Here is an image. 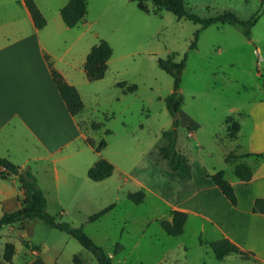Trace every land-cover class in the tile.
<instances>
[{
  "label": "rangeland",
  "instance_id": "rangeland-1",
  "mask_svg": "<svg viewBox=\"0 0 264 264\" xmlns=\"http://www.w3.org/2000/svg\"><path fill=\"white\" fill-rule=\"evenodd\" d=\"M60 1L35 0V3L50 18L53 10L57 12ZM260 2L185 0L187 7L199 16L229 10L243 20L258 9ZM86 3L84 18L92 22L97 38L111 46L112 55L102 79L88 81L82 75L77 89L84 108L76 118L80 124L86 122L83 129L96 143L105 141L106 146L98 154L114 170L108 178L96 183L94 189L89 188L90 196L77 205L65 206L64 212H60L50 202L47 211L73 226L82 225L86 235L104 249L114 264H249L236 255L215 259L208 243L217 240L220 234L199 215H188L180 235H168L161 222H171L173 211L152 196L144 197L138 204L129 200L126 195L140 188L126 174L145 153L164 166L160 151L165 144L162 133L172 127L164 97L172 91V77L158 66L157 60L176 53L175 61L187 54L179 88L183 100L182 114L178 116V147L189 160L200 158L210 170H222L228 181L237 180L232 162L224 158L229 151L236 150L235 144L246 143L252 121L245 114L255 101L264 99V14L252 27L248 39L230 25L213 24L201 29L199 24L178 19L167 11L146 14L131 0H86ZM147 4L152 7L151 2ZM196 31H199L196 47L191 49ZM58 40L59 37L54 43ZM120 81L135 84L137 89L124 95L116 86ZM186 117L196 122V128L186 126ZM230 118L240 125L236 141L228 136L225 126ZM91 121L102 127L92 129ZM106 129L108 133L103 132ZM190 132L193 136L188 135ZM28 146L26 142L11 143L14 161H23ZM86 146L81 147L92 152ZM90 154L94 156L93 152ZM246 161L250 167L257 165L255 158ZM49 164L41 161L35 167L45 173ZM110 205L113 208L98 219L88 220L90 215ZM6 243L14 245L11 262L2 260ZM32 247L43 250L47 264H97L74 238L40 219L0 229L1 264L30 263L35 259ZM74 257L79 263L73 261Z\"/></svg>",
  "mask_w": 264,
  "mask_h": 264
},
{
  "label": "crops",
  "instance_id": "crops-1",
  "mask_svg": "<svg viewBox=\"0 0 264 264\" xmlns=\"http://www.w3.org/2000/svg\"><path fill=\"white\" fill-rule=\"evenodd\" d=\"M67 1L56 5L57 12L53 10L51 19L38 7L46 25L37 29L23 0H0V148L3 150L0 157L20 167L29 166L45 196L46 210L52 202L60 212H64L63 207L77 205L88 198L89 188L94 189L96 183L102 181H91L87 177V170L100 155L85 143L87 137L91 138L83 129L86 122L80 124L79 119L70 114L51 74L54 69L77 89L82 75L85 76V57L99 40L92 30V22L86 18L71 28L63 23L59 11ZM58 37V42L54 43ZM181 114L179 109L178 116ZM245 117L251 119L252 130L246 143L235 144L236 150L231 152L238 155L264 153V99L255 101ZM184 123L187 127L197 126L188 117ZM188 135L193 136V133ZM236 140L237 137L233 141ZM13 141L29 144L23 161L12 158ZM82 145H87L94 156ZM176 149L182 153L177 140ZM185 157L190 165L189 177L154 163L146 153L126 176L140 188L144 197L152 196L187 217L199 215L218 230L217 240L228 238L241 249L251 251L257 264H264V215L251 211L254 199L264 197V156L252 157L257 160L255 168L246 161L251 157L232 161L233 166L245 163L252 169L248 182L229 180L237 197L236 206L228 202L210 178L213 169L200 158ZM41 161L50 163L45 173L35 167ZM22 197L14 176H0V217L4 212L20 208ZM31 249L35 259L28 264H47L43 250ZM230 255L236 254L223 259Z\"/></svg>",
  "mask_w": 264,
  "mask_h": 264
},
{
  "label": "trees",
  "instance_id": "trees-1",
  "mask_svg": "<svg viewBox=\"0 0 264 264\" xmlns=\"http://www.w3.org/2000/svg\"><path fill=\"white\" fill-rule=\"evenodd\" d=\"M27 7L35 28L41 29L46 25V19L39 10L34 0H23ZM134 1L138 10L143 13L157 14L162 11H167L173 14L178 19H186L193 23L199 24L201 29H204L210 25H230L237 28L244 37L250 38L251 29L257 23L259 18L264 14V0H261L258 9L248 18L240 19L234 12L226 10L213 16H199L187 7L185 0H131ZM148 2H151L152 7L148 6ZM60 16L63 23L71 28L82 21L87 13L86 0H68L60 8ZM199 31L194 34V40L190 44V48L196 47V40L198 38ZM112 55L111 46L103 39H99L94 44L85 57L83 65L84 74L88 81H95L102 79L107 70V62ZM176 53L169 55L167 58H158V66L166 71L172 77V91L169 95L164 97V102L167 111L172 117V127L163 132L162 136L165 140V144L160 148L163 153L162 158L164 160V166L171 171H178L184 177L190 176V165L187 158L176 149L177 140V127H178V112L182 104V95L179 92L181 83V74L185 66L187 54H184L179 61H175ZM53 81L64 100L66 107L71 115L76 116L83 110V102L77 89L64 81L62 76L51 69ZM116 86L121 88L123 93H132L137 87L135 84H128L125 81L116 83ZM262 87L264 89V75L262 76ZM101 126L98 123H92L91 127L97 129ZM225 126L228 132V136L231 139L236 138L240 125L233 119H227ZM108 133L109 130H105ZM85 143L93 148L94 152L99 153L101 149L106 146V143L101 139L97 144L92 138H86ZM264 153H246L235 154L229 152L226 154L224 160L226 162H232L237 158L255 157L262 158ZM157 164V161L154 160ZM114 170V166L105 158L99 156L92 166L87 170V177L91 181H101L108 178ZM235 177L243 182H248L252 178V169L245 163H238L234 166ZM0 176L7 178L8 176H14L19 187L23 192L20 208L11 211L4 212L0 217V229L4 225L19 224L22 226L24 222L31 219H40L43 223L51 228L64 232L74 238L84 249L89 251L97 264H114L112 259L104 252V249L96 244L83 230L82 225L73 226L67 221L58 220V215H52L46 210V199L37 184V179L33 175L29 166L20 167L12 164L6 158L0 157ZM210 178L220 190L222 195L228 200L232 206L237 205V197L231 183L225 178L222 170H215L210 173ZM127 198L133 203H141L144 199V193L139 190L135 193H128ZM113 205L105 207L94 214L90 215L88 220L95 221ZM253 213L264 215V197H256L253 201L252 209ZM186 214L180 211H173V217L171 222L162 221V229L170 236H178L183 232V227L186 222ZM26 247H29L28 243H25ZM208 246L217 260H222L229 254H236L240 258L249 261V264H257L256 260L252 258L253 253L248 250H243L236 244L232 243L228 238H221L219 240L208 243ZM37 249V247H33ZM14 245L12 243H6L4 245L2 260L4 262H11L14 255ZM73 261L79 263V259L74 257ZM1 264V263H0Z\"/></svg>",
  "mask_w": 264,
  "mask_h": 264
}]
</instances>
